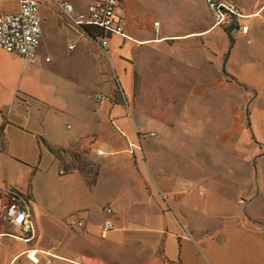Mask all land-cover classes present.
Returning <instances> with one entry per match:
<instances>
[{"label": "crops", "instance_id": "crops-1", "mask_svg": "<svg viewBox=\"0 0 264 264\" xmlns=\"http://www.w3.org/2000/svg\"><path fill=\"white\" fill-rule=\"evenodd\" d=\"M37 1L41 36L35 59L25 62L0 48V154L11 156L9 161L19 158L36 172L55 174L57 169L60 181L82 185L88 194L83 199L71 193L60 197L58 205L65 208L63 212L54 208L59 216H51L26 191L21 196L30 208L33 234L4 217L0 221V264H264V221L223 208L225 203L218 200L225 197L219 186H229L234 174L230 169L225 174L213 169L238 163L247 169L257 163L264 167V153L258 152L264 146V0H231L245 16L240 24H247L246 33H230L216 26L204 0H163L166 28L163 33H151L152 25L147 27L156 6H149L150 1L120 0L115 13L123 33L107 36L108 56L96 43L99 31L94 26H73L61 18L53 0ZM89 1L72 4L82 11ZM18 5L19 0H0V13L14 12ZM133 30L145 32L136 35ZM71 42L75 48L68 49ZM150 45L162 48L154 51ZM154 64L161 65L162 83L163 74L180 76L172 94L174 109L175 101L189 103L204 96L206 102L215 104L209 110L218 123L208 126L213 130L203 131L208 133L206 145L213 147L214 152L207 151L213 164L203 178L197 176L195 155L190 152L204 145L195 137L201 132L193 123L181 124L171 132L180 130L188 136L189 149L175 147L169 131L157 133L163 139L148 143L146 152L140 145L139 135L144 133L134 126L130 94L137 72L152 71ZM103 87L108 94L99 104L102 98L95 95ZM200 88L208 91L204 94ZM247 118L255 120L254 129ZM150 119H143L144 124ZM164 125L169 123L163 121V129ZM182 127L188 130L183 132ZM126 143L139 147L138 152H123ZM49 146L94 162L95 178L88 182L73 168L60 173L61 161L69 160ZM95 147L105 151L104 155H97ZM172 166L180 168L181 176L171 173L168 168ZM183 168L193 174L185 175ZM219 175L230 177L220 179ZM244 177L236 179L253 182ZM201 179L212 192L193 187ZM156 184L163 188L161 195ZM183 184H192V190ZM105 206L111 209L113 226L101 236L97 226L107 217ZM197 207L203 214L221 218L220 224L207 227L193 218ZM73 219L85 225L70 224Z\"/></svg>", "mask_w": 264, "mask_h": 264}, {"label": "rangeland", "instance_id": "rangeland-1", "mask_svg": "<svg viewBox=\"0 0 264 264\" xmlns=\"http://www.w3.org/2000/svg\"><path fill=\"white\" fill-rule=\"evenodd\" d=\"M65 1L71 3L76 2L79 5H83L86 2V0H65ZM136 1H140V0H136ZM142 1L143 2L146 1L145 3H148L150 1L149 6H156L155 8H153V10L157 9V11L153 13L154 15L153 20L157 22H154V26H153L152 24L153 20H152L150 26L147 27V30L152 25V30L150 31L151 33L153 31L163 33V29L166 28L165 24L163 23V0H142ZM133 31H134L133 33L136 35L138 34V32H145L143 30H139V31L133 30ZM150 47L154 51H158L162 48L161 45H157L156 47L150 45L149 49H151ZM160 66H161L160 64H154L153 70L152 71L148 70L147 73H143L140 69L139 73L137 72L136 86L134 87L133 91L130 94L133 100L130 112L132 113L135 112V114L132 116L134 126L135 128L142 129L141 131L144 133L139 135V138H141L140 145L143 151L146 152L147 149L145 147H147L148 143L157 142L159 139H163V136L158 135L160 131H164V132L169 131V135H171V137L173 138L170 142L175 147H178L179 149H189L190 144L187 140L188 136L182 135L180 130L176 131L177 133L180 134H177L176 132L171 134V132L174 131L173 128H179L178 126H180L181 124L193 123V125L196 126L195 128L196 131L201 132L199 134L200 136L197 135L195 137L200 139L201 141H204L203 142L204 145H198L197 148L194 147V150L192 151L191 149L190 152H192L193 155H195L194 164H197L196 167L198 172L197 176L199 175L200 178H203L204 175L206 176L205 174L206 171L209 170L210 167L212 168V164H213L212 162H210V159L207 156L208 155L207 151L209 149L211 153L214 152L212 149L213 147L211 146L209 148L208 145H206L205 139L208 136V133L203 131L213 130V128H208V126L215 124V122L218 123V119L214 118L213 110L212 112L209 110V105H215V104L206 102L207 98H205L204 96L197 101L189 102V103L175 101L177 104H176V109H174L173 102L175 99L172 96V94L174 89H176V85L179 84L178 82L180 81V76H175L171 74L165 75L162 73L163 74V83H162L161 81H159L162 79L161 78L162 70ZM89 83L90 82H87L86 85H89ZM243 88L248 90L250 89L248 87L247 82H243ZM200 89L203 91L204 94L206 93V91H208L206 90V88H200ZM99 91L101 92L102 95V101L96 103L103 104L104 100L106 99L105 96L108 94V90L106 89V87H103ZM114 92L115 93L117 92L116 94H118L119 93L118 88H115ZM76 95L77 92L74 91V97H76ZM89 100L93 102L90 99V97ZM98 105L93 104L92 106H98ZM191 107H194L193 111L190 110ZM222 114L224 115V112H222ZM149 118H151L150 119L151 122L144 124L143 119H146V121H148ZM163 121L164 123L165 122L169 123V125H164L165 126L164 129H163ZM68 122L71 125H73V122L71 120H68ZM247 122L249 124L251 123L250 127H252V129L255 128L254 124H252L253 122H255L253 118H251V121H249V118H247ZM144 126H146V128ZM181 129L183 132H186L188 130L183 127ZM197 132L195 134H197ZM253 133L255 134L254 131ZM130 148H133V150L137 149L131 154H134L139 150L138 149L139 147L130 143L128 145L126 143V145L122 149H124L123 152L127 153L129 152ZM103 152L105 153V151ZM258 152L260 154L264 153V146H260ZM74 154H75L74 162L70 160L68 163H65L64 160L61 161L59 167L61 168L62 172H60V170L59 172L70 173L73 168L83 173V175L87 178L86 180L88 182L90 179L95 178V172H96L95 163L84 159V157H81L79 153H74ZM138 157H141V155L139 154ZM0 158H1L0 221H5L4 210L7 205L13 202L12 196H16L18 194L26 195L25 193L26 191L28 192L31 191L35 196V200H34L35 204L39 206L40 210L46 211V213H49L51 216H56V215L59 216L58 212H53L54 208H61L62 212L65 208L61 203H59L58 205V202L62 201L59 199L60 197L65 199L66 196L70 197V195L73 194L74 196H78L81 199H83L84 194L85 195L88 194L87 188L82 187V185L76 186L73 185L74 183L73 182L71 183L72 185L69 186V184L60 181L61 177L60 175H58L57 169L55 170V174H53L51 170L45 173L42 171L36 172L33 167L29 165L27 166L24 162H21L19 158L14 157L12 161H9L11 159V156L7 157V155L3 154L2 152L0 154ZM63 158L65 159V157ZM199 159H200V163L198 162ZM140 160H143V158H141ZM6 163L9 164L7 165ZM168 169H170L173 175L177 177L181 176V173L179 172L180 168H177L176 166H172ZM213 169H215L216 173H220L221 169L223 170V172L226 171V169L227 170L230 169L231 173L234 174L231 177L232 179H229L230 180V184L228 183L229 186H226L225 184H221L219 186L221 187L220 190L221 192H223L222 194L225 197V199L218 200V202L225 203L223 208H225L226 206L229 209L232 208V211H242L244 214H248L250 217L254 219L264 221V167H261L259 163H257V166L252 165L247 169L246 166L239 167V163H238L237 166L235 165L232 167L230 165H227L226 167L213 166ZM183 171L185 175L193 174V172H189L187 174L185 172V168H183ZM225 173L226 172H224V174ZM256 175H258V180L257 179L254 180V177L257 178ZM242 176L243 177L247 176L249 180L251 179L250 181H252L253 179V182L244 183L245 181L236 179L237 177L242 178ZM226 177H230V176L219 175L218 178L226 179ZM205 181L206 180L201 179L200 183H195V184L192 183L194 185L193 187H199L200 192H205V189L207 190V192H212L211 191L212 189L208 190L209 188H207V184ZM216 182L219 183L218 180ZM192 184L190 185L183 184V188L187 190H192V188H190ZM212 185L215 186V184ZM67 189H69L68 192ZM162 189L163 188L162 187L160 188L159 184H156V192L159 195H161V192H163ZM55 195H57L56 199H55ZM239 199L241 200L238 202ZM104 200L105 198L101 199L100 203H102ZM211 200L213 204H218L215 198H211ZM55 211L58 210L56 209ZM36 212H37V206H36ZM204 212L205 211L197 207L194 213L191 212L190 213L194 216L193 218L198 219V221L201 220V222L207 223L206 224L207 227L220 224V221L222 220L221 218L215 217L213 215L210 216L203 214Z\"/></svg>", "mask_w": 264, "mask_h": 264}, {"label": "built area", "instance_id": "built-area-1", "mask_svg": "<svg viewBox=\"0 0 264 264\" xmlns=\"http://www.w3.org/2000/svg\"><path fill=\"white\" fill-rule=\"evenodd\" d=\"M61 18L69 24L81 28L84 25L94 26L102 33L96 43L103 53L108 56L107 36L113 33H123L122 22L115 13L120 0H90L84 11H76L71 2L54 0ZM207 8L212 12L214 24L227 29L230 33H246L247 24H240L245 17L239 7L231 0H204ZM41 29L37 0H19L18 9L14 12L0 13V48L19 55L25 62L33 61L36 57L40 42ZM68 49L75 48V43L67 45ZM101 99V94L95 95ZM97 155H103L101 148H94ZM133 153V148L129 149ZM61 172V170H60ZM13 202L5 207L4 217L17 228L33 234L31 212L24 198L18 194L12 196ZM107 217L97 226L101 236H105L112 228L109 218L110 207L104 208ZM70 224L78 227L85 225L81 219H73Z\"/></svg>", "mask_w": 264, "mask_h": 264}, {"label": "trees", "instance_id": "trees-1", "mask_svg": "<svg viewBox=\"0 0 264 264\" xmlns=\"http://www.w3.org/2000/svg\"><path fill=\"white\" fill-rule=\"evenodd\" d=\"M84 31L92 38H94L92 35H91V32L88 30V29H84ZM99 31V30H98ZM96 36L100 37L102 36V33L99 31V32H96ZM49 149L53 152V153H57L58 156H62V157H65L66 159L74 162V156L75 154L73 152H71L70 150H58L56 148H53L51 146H49ZM61 153V155H60Z\"/></svg>", "mask_w": 264, "mask_h": 264}]
</instances>
